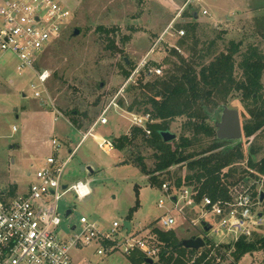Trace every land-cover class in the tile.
<instances>
[{"label": "rangeland", "instance_id": "374dc122", "mask_svg": "<svg viewBox=\"0 0 264 264\" xmlns=\"http://www.w3.org/2000/svg\"><path fill=\"white\" fill-rule=\"evenodd\" d=\"M4 1L0 0V6ZM61 2L71 12L69 24L34 68L20 69L16 55L10 52L0 56V194L13 187L17 192L28 186L42 161L54 152L51 139L56 137L62 144L61 154H73L62 181L71 185L83 180L90 186L86 195L71 189L61 198L59 208L63 217L67 208L73 209L68 222H77L83 214L96 219L101 227L110 226L114 220L124 222L128 219L134 228L147 234L158 227L161 216L171 213L177 218L173 228L181 239L200 234L202 225H194L191 220L200 217L201 206H194L195 201L191 198H179V206L185 207V219L184 214L175 209V200L170 195L175 193L180 197L182 193L174 189L173 181H169L170 193L162 186L152 185L149 176L137 164L125 162L126 158L136 155L137 150L124 152L115 148L106 153L99 147L94 134L114 139L130 130L135 116L126 106L120 105L119 100L123 99L127 104L132 98L125 88L134 69L146 58L151 66L160 67L162 74L169 65V59L173 58L172 48H178L185 55L190 54L191 50L180 44L188 33L189 23H198L199 48L220 34L222 37L218 43L221 49L231 39L243 40L245 44L255 42L264 49V40L256 33L264 16V0ZM171 23H174L171 30L175 32L174 36L166 32ZM99 25L116 27L117 35L98 30ZM75 28L80 30L77 35H73ZM180 29L185 30L183 35H178ZM162 35L164 39L153 49ZM111 42L115 45L110 46ZM113 46L122 51H115ZM45 69L49 70L50 76L41 87L46 91L38 97L32 84L39 83L38 74ZM125 69L131 70L129 76L125 75ZM117 94L119 99L111 104ZM239 96L238 92L232 93L222 108L228 106L240 111L243 135L240 139H231L230 144L242 143L246 157L240 164L246 167L251 144L256 149L254 160L264 156V131L257 133L256 137H245L244 122L249 114ZM75 107L81 111L74 116L80 123L79 127L70 121L67 114ZM106 111L108 122L99 123ZM217 112L212 119L215 125L221 118V115L217 117ZM183 121L184 118L179 117L172 122L171 131L177 136ZM93 126V135L84 139L83 134ZM151 152H146L149 164L153 162ZM178 168L174 166L172 170ZM254 174H250L247 181L251 191L256 190L258 196L264 191V174ZM255 182L256 186L253 185ZM160 199L164 200L162 206L159 205ZM137 203L139 206L130 219L131 209ZM258 208L264 214V201H260ZM64 227L66 225L58 229L59 234L64 235V230H68ZM260 231L264 233V226ZM94 252L95 248L88 246L72 249L71 255L75 261L84 264L96 257ZM229 258L227 256L220 264H228ZM263 259L264 251H255L244 255L238 264H264ZM106 262L128 264L119 255L107 258Z\"/></svg>", "mask_w": 264, "mask_h": 264}, {"label": "built area", "instance_id": "2783aa9c", "mask_svg": "<svg viewBox=\"0 0 264 264\" xmlns=\"http://www.w3.org/2000/svg\"><path fill=\"white\" fill-rule=\"evenodd\" d=\"M204 12L207 13V10ZM70 14L61 0H5L0 6V56L10 52L16 55L20 69L34 68L45 51L66 29ZM173 26L174 23H171L166 32L174 36L175 32L171 31ZM184 33V29L178 30V35ZM163 39L164 36H160L153 49ZM145 68L148 74L162 72L160 67L151 66L145 58L134 69L126 85ZM49 76L50 72L46 69L38 74L39 83L32 84L36 96L40 97L46 91V88L41 87L45 86ZM119 94L112 99L111 104L117 102ZM129 112L135 116L133 124L150 134V124L155 121L151 113ZM105 113L107 111L103 113L99 123L108 122ZM95 127L83 134L84 139L93 135ZM94 136L99 147L106 153L115 149L112 138L101 134ZM51 144L54 152L42 161L26 188L18 190L15 195H11L10 191L0 194V264H80L74 260L71 251L88 246L95 248L96 257L84 264H108L106 259L115 255L122 256L128 264H134L129 257L136 249L141 250L145 262L146 258L158 261L162 245L156 240L153 231L143 234L132 223L128 229L124 222L118 220H114L108 227H101L96 219L86 214L81 215L77 222L71 223L67 220L73 209L68 217L65 214L62 216L59 208L61 198L71 189L86 195L90 186L83 180L71 185L62 181L73 154L63 156L62 144L56 137H52ZM162 188L168 193L172 189L168 181L162 184ZM250 188V184L240 181L232 187L230 197L225 200H215L205 194L197 202L195 194L198 189L192 186L178 189L182 191L180 197L170 193L175 200V209L184 214L185 219V207L179 206V198H191L195 201L194 206H201L200 217L193 218L191 222L202 225V236L206 243L189 255L190 264L199 258H202L200 264H220L227 256L231 257V250L239 239H250L255 233H261L264 214L258 208L260 200L255 199ZM159 205H164L163 199H160ZM203 220L212 224L210 230H205ZM176 222L177 218L169 213L159 218L158 228L174 229ZM63 225L69 231L64 230L65 234L61 235L58 229ZM228 260L231 261L230 258Z\"/></svg>", "mask_w": 264, "mask_h": 264}, {"label": "trees", "instance_id": "16d2710c", "mask_svg": "<svg viewBox=\"0 0 264 264\" xmlns=\"http://www.w3.org/2000/svg\"><path fill=\"white\" fill-rule=\"evenodd\" d=\"M197 28V22L189 23L188 33L180 41L181 46L191 50L190 54L172 48L173 58L169 59L162 74L148 76L147 68L141 69L125 88L132 95L131 100L127 104L123 99L119 100L128 111L151 113L155 119L150 124L151 133L147 134L143 128L132 124L128 132L115 136L113 141L120 151L137 150V154L126 158L125 162L137 164L149 176L152 185L162 186L166 181H173L178 189L184 186L198 189L195 194L198 201L205 194L215 200H225L230 197L233 186L240 181L248 183L250 174H264V156L254 160L256 149L251 144L248 164L241 166L246 157L242 143L231 145V139L219 138L212 119L216 111L217 117L222 114L223 103H227L232 93L238 92L249 114L244 122L245 137H256L257 133L264 131V49L258 43L245 44L243 40L234 39L221 49L218 43L222 37L220 34L199 48ZM97 29L117 35L116 27L99 25ZM256 33L264 40V16ZM113 47L115 51H122ZM124 71L127 76L131 74L129 69ZM80 113L77 107L67 113L77 127L80 123L75 117ZM179 117L184 118L180 134L165 141L161 132L171 130L172 122ZM147 151H152V164L147 161ZM174 166L179 168L172 170ZM166 174L168 176H164ZM16 190L13 187L11 194ZM252 193L255 199H261V193L258 196L256 190ZM138 206L139 203L131 209L130 219ZM152 231L162 245L158 261L145 262L141 250L136 249L129 257L132 263L190 264L189 255L197 249L184 246L175 229L154 227ZM255 251H264V233L239 239L231 250L233 258L227 263L238 264L244 255ZM201 260L199 258L191 264H200Z\"/></svg>", "mask_w": 264, "mask_h": 264}, {"label": "water", "instance_id": "95a60500", "mask_svg": "<svg viewBox=\"0 0 264 264\" xmlns=\"http://www.w3.org/2000/svg\"><path fill=\"white\" fill-rule=\"evenodd\" d=\"M79 29L75 28L73 35H77L79 33ZM217 126V135L219 138L225 139H240L243 135V126L240 116V111L237 108H229L225 106L220 120L216 123ZM165 141L173 140L177 137L175 132L171 130H164L161 132ZM264 199V191H261V200ZM72 212V208H68L65 217H68ZM262 213V212H261ZM262 215V214H261ZM205 230H210L212 224L208 221L203 220ZM124 225L128 229L131 228V221L126 219L124 220ZM206 241L203 236H192L188 238H184L182 240V244L188 248L199 249L205 245ZM146 261L149 263H153V258H146Z\"/></svg>", "mask_w": 264, "mask_h": 264}, {"label": "crops", "instance_id": "0c3cea01", "mask_svg": "<svg viewBox=\"0 0 264 264\" xmlns=\"http://www.w3.org/2000/svg\"><path fill=\"white\" fill-rule=\"evenodd\" d=\"M70 151H72V150L70 149ZM130 221H131V220H130ZM201 231H202V232H200V234H197V233H196V234H194V235H192V236H199V235L202 236V235L204 234V231H203V230H201ZM192 236H190V237H192Z\"/></svg>", "mask_w": 264, "mask_h": 264}, {"label": "flooded vegetation", "instance_id": "af4514ba", "mask_svg": "<svg viewBox=\"0 0 264 264\" xmlns=\"http://www.w3.org/2000/svg\"><path fill=\"white\" fill-rule=\"evenodd\" d=\"M260 201H264V199L263 200L260 199Z\"/></svg>", "mask_w": 264, "mask_h": 264}]
</instances>
